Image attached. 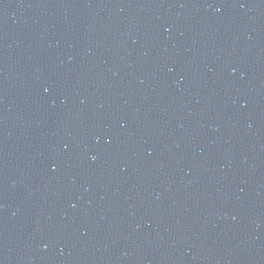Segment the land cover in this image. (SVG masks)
I'll list each match as a JSON object with an SVG mask.
<instances>
[{
	"label": "water",
	"instance_id": "water-1",
	"mask_svg": "<svg viewBox=\"0 0 264 264\" xmlns=\"http://www.w3.org/2000/svg\"><path fill=\"white\" fill-rule=\"evenodd\" d=\"M0 264H264V0H0Z\"/></svg>",
	"mask_w": 264,
	"mask_h": 264
}]
</instances>
